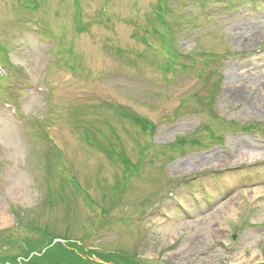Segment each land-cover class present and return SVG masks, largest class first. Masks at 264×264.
Returning a JSON list of instances; mask_svg holds the SVG:
<instances>
[{
  "label": "rangeland",
  "instance_id": "obj_1",
  "mask_svg": "<svg viewBox=\"0 0 264 264\" xmlns=\"http://www.w3.org/2000/svg\"><path fill=\"white\" fill-rule=\"evenodd\" d=\"M263 88L264 0H0V264H264Z\"/></svg>",
  "mask_w": 264,
  "mask_h": 264
},
{
  "label": "bare ground",
  "instance_id": "obj_2",
  "mask_svg": "<svg viewBox=\"0 0 264 264\" xmlns=\"http://www.w3.org/2000/svg\"><path fill=\"white\" fill-rule=\"evenodd\" d=\"M237 73H238V71H236L235 69H233V70H231V74L230 75L233 77V79L236 80ZM238 80H240V79H237V81ZM238 82H240V81H238ZM263 93H264V88H263ZM236 96H237V94H236ZM248 159H251V160L254 159L253 155H250ZM258 194H259V192H254L253 193V197H256ZM181 202L184 203V205H185V199H184L183 196L181 198ZM210 225H211V223H210ZM4 226H6V221H5L4 218H2V219H0V228L1 227H4ZM245 263H246L245 258H243L242 256H240V257H238L236 259V263L235 264H245Z\"/></svg>",
  "mask_w": 264,
  "mask_h": 264
}]
</instances>
